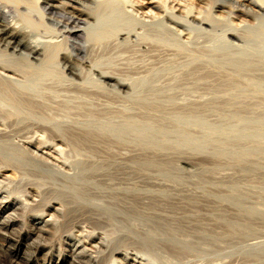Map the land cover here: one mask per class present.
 Returning a JSON list of instances; mask_svg holds the SVG:
<instances>
[{
  "label": "rangeland",
  "instance_id": "1",
  "mask_svg": "<svg viewBox=\"0 0 264 264\" xmlns=\"http://www.w3.org/2000/svg\"><path fill=\"white\" fill-rule=\"evenodd\" d=\"M61 1L64 3L63 0ZM68 1L71 5L67 6L64 3L62 8H57L53 12L44 8L42 0H34L33 3H30L32 0L29 2L22 0L15 4L16 6L13 4L11 8H6L10 9L9 17L7 15L5 18L0 14V24L8 22L20 24V27L25 25L24 28L27 27L30 35L34 36L33 40L40 41L42 46L48 45L49 41L55 46L61 43L57 47L58 51L52 45L54 49L51 52L50 45L48 47L46 45L47 48L43 47L48 53H53L51 55L49 53V60H45L48 57V55L45 57L46 50L43 51L44 55L42 53L40 56H30L24 49L14 50L9 47L0 35V86L2 85L0 87V103L2 104H0V117L2 113L3 116L5 114V118L0 119V152L3 157L7 156L8 160L11 157L20 160H16V164L11 163V165L9 163L12 161L15 163V160L7 162L5 158L3 160V157H0V169L11 167L10 169L14 170L15 176L18 177H15V180L12 179L14 181L5 179L4 185L7 186L9 182L11 188L19 186L18 191L14 189V193H30V195L40 190L48 196V193H58L59 189L63 188L67 193L70 191L72 193L77 191V189L73 190L74 188H78L79 193L85 192L84 196L91 200L93 194L89 193H96V196L93 195L92 198L102 199L101 201L95 199L96 202L104 206L106 202L102 201L106 199L105 201L108 202L105 206L114 208L111 210L119 216L116 219L121 217L119 223L123 225L118 226L119 223H114L112 230L114 228L118 230V232L114 230L115 232L126 233L129 227L138 230L141 224V227H147H145L147 230L139 229V232H142L141 235L152 233V237L156 236L153 237L155 241L158 237L159 240L162 237L166 238V235L169 241L174 239L173 245L180 249H176L178 251L182 249L183 255L180 256L178 251L172 252L173 248L171 251L169 247L166 249V246L162 252L164 254L169 250L175 254L177 260H171L173 255V257L170 255L167 257L169 253L164 254L172 264L174 262L177 264L180 259V262L183 259L184 261L178 262L179 264H264V0H103L105 5L101 7L107 9L105 11L102 8L104 13L113 12L114 15L113 13L111 15L114 18L120 17L118 21L107 13L105 16L101 9L98 12L102 13L99 17L96 14L97 11L94 12L95 8L89 9L95 6L93 4L92 6L74 0H65V2ZM75 4L79 8L75 7ZM14 7L20 11H14ZM81 8L85 11L88 9L93 11L92 13L97 16L92 14V17L97 23L93 18L84 22L82 24L83 32H86L83 33L84 36L82 34V37L73 38L69 36L68 27L74 19L72 16L76 15V11ZM112 9H115L117 14ZM23 14L31 16L26 17ZM69 15L70 18L67 17ZM108 17L110 18L108 21L113 22V24L110 22L111 26L108 25L109 22L105 24ZM5 19L7 22H4ZM126 19L131 22L130 27L126 26L127 28L125 27V23L128 25ZM30 20L31 23L34 22L32 29L28 27L31 23H26ZM116 22H120V26L123 28L122 25H124V28L118 26L121 30L111 33L110 30ZM94 29L98 35H101L100 37L97 33L95 34ZM88 31L92 33V36ZM108 33L112 35L107 36L108 38L102 37H106L102 34L108 35ZM86 34L92 39L85 38ZM54 54L58 55L57 59ZM52 58L53 62L50 60ZM66 58L71 61L72 66L74 64L73 68L77 69L74 68V71L82 75L79 80L69 72ZM51 64L57 65L52 67L55 68L52 73ZM44 67H46L45 71ZM107 78L114 81L111 82ZM115 80L127 86L121 88ZM14 88L15 92H13ZM16 94L18 99H21V102H18L23 103L22 105L16 103L15 100H18ZM58 115L61 117L63 115L65 119L59 118ZM83 115L87 117L84 118ZM9 116H12V119ZM18 117L21 118L20 123ZM43 117H49L50 122L42 120ZM52 118L55 120H51ZM13 121L15 122L12 124ZM58 126L63 127V131ZM1 133L6 135L2 136ZM36 152L45 158L38 155L33 157ZM40 163L43 165H39ZM0 178V181H3L1 176ZM45 180L47 184L50 181L53 183L47 186ZM16 181L20 184L17 185ZM1 183L0 186L3 185ZM3 186L2 188H5ZM48 187H51L50 189L54 187L53 190L57 191L53 192ZM108 193H112V198ZM114 193H140L139 197L140 195L141 197H138L135 204L133 200L136 202L137 198L132 196V200L130 196L127 200L123 198L126 200L124 201L119 196L118 199L123 201L119 203V200L115 199L117 195L113 197ZM89 199L87 201H90ZM128 200L134 204L127 202ZM109 201L112 204L115 202L116 204H113L115 206L111 207ZM117 203L120 208H117ZM127 203L130 205L125 208L128 206ZM35 206L29 209L31 215L40 211V208ZM131 206L134 214L128 210ZM135 208H139L140 212H137V209V213H144L145 219L149 217L151 219L144 221L143 213L140 217V214L135 212ZM125 209L132 216L125 214L127 213ZM146 212L149 214L148 217L145 216ZM151 214L157 217L158 222L160 215L163 218L165 216V220L161 219L165 222L162 224L159 222L161 226L156 227L157 221ZM4 215H7V212ZM31 215H29L30 218L25 219L24 227L27 229L33 228ZM85 217L79 218L78 222H81H77V225L85 227L86 230H92V224L86 222ZM131 217L133 221H129ZM109 218L107 223H112V215ZM122 218H127L125 220L128 224L125 220L123 222ZM134 219L136 224L138 223V226L135 225L137 227L133 226ZM141 220L145 224L153 223L155 228L145 225L143 221L144 225L142 222L139 223ZM167 222L172 227L177 226L178 229L183 225L181 226L183 230L187 228V231L190 230L188 232L192 234L195 232L199 237L195 233L194 235L186 231L183 233L182 229L179 231L174 228L170 233L167 232L168 230L165 232L171 234L173 231V234L178 233L179 236L168 235L164 231L166 235H161V230V234L158 235V229L172 228ZM194 222L195 224H192ZM107 223H104L105 229L98 226L99 228L94 227L93 231L103 233L109 230L110 233L111 225ZM164 223L167 226H164L165 229ZM195 225L200 226V229H197L200 232L203 230L202 234L204 230L206 231L205 239H203L204 234L202 237L201 233L194 230ZM73 226L62 227V232L60 230L58 234L60 239L58 236L54 237L55 240L51 236L44 235L43 240H39L45 243L48 241L47 246L54 243L51 245L53 253L51 257L43 255L46 251L49 252L50 248L38 250L34 237L27 240L19 235L16 231L18 229L14 232L10 229L11 232L6 230L10 232L9 235L4 232L5 230L2 232L0 229V243L5 242V245L0 244V264H62L58 254L61 245L66 249L69 248L68 250L71 249L72 242L68 243L66 234L78 229ZM107 226L108 230H106ZM122 226L126 229L124 232L120 230L123 229ZM202 226L207 229L201 230ZM67 229L70 230L67 231ZM185 232L186 235L189 234L188 237L184 235ZM208 233L213 235L209 236ZM193 236L198 237V240ZM182 237L187 239L183 240ZM200 237L206 246L202 244L203 240ZM218 237L220 238L218 242L221 244L216 242ZM48 238L53 240L50 239V244ZM176 239L184 245L176 243L178 241ZM159 240L156 242L162 245L160 249H157L159 245L152 244V249L155 246L157 248L153 250L149 248V252L153 251L152 253L156 254L157 252L154 251L158 253L162 251L164 241ZM193 241L197 243V247H194ZM33 242L36 246L32 244ZM132 244H126L128 247L124 245L125 248L122 247L121 252L128 251L134 254L139 252L138 255L146 256V249L144 250L142 244ZM201 244L206 248L205 252L204 248L199 250L198 247L202 246ZM12 245L15 247L13 248ZM180 245H183L182 247L187 245L184 247L187 250L193 247L195 252L191 249L188 253L187 250L184 251V248L179 247ZM139 246L140 248L143 246L142 251ZM89 247L88 253L96 250ZM207 249H212V252ZM175 252L182 258H178ZM185 253L189 259L184 255ZM159 254H156L157 260L155 256L151 258L159 261ZM108 261L109 264L112 263L109 258ZM108 261L105 259L104 262L108 264ZM63 264H71V262L69 260Z\"/></svg>",
  "mask_w": 264,
  "mask_h": 264
},
{
  "label": "bare ground",
  "instance_id": "2",
  "mask_svg": "<svg viewBox=\"0 0 264 264\" xmlns=\"http://www.w3.org/2000/svg\"><path fill=\"white\" fill-rule=\"evenodd\" d=\"M26 2H27V0H25ZM33 1L34 0H32V2H30V3H33ZM38 1V0H37ZM43 2V4H44V8H47V9H49V10H56L57 8L59 9V8H62V4H66L67 6H69L68 4H70L69 2L70 1H68V2H65V0H63V2L64 3H62V1L61 0H42ZM72 1V0H71ZM74 1H77V2H80L81 4H85V3H87V4H93V5H95L94 7H90V5H89V9H94V12H95V10L97 11V13L96 14H98V16L99 15H101L102 13H98L99 12V10L101 9V12H105L106 10L103 8L104 7V5L105 4H103V3H105V2H103V0H98V1H96V0H74ZM100 1V2H99ZM107 1V0H106ZM146 1V0H145ZM20 2H22V0H0V14L1 15H4L5 16V18H6V16L8 15V12H9V10L8 9H6V8H11L12 7V5L14 4V6H16L15 4H18V3H20ZM23 2H24V0H23ZM25 2V3H26ZM28 2H29V0H28ZM114 2H117V1H114ZM113 2V3H114ZM156 2V1H155ZM262 2V1H261ZM34 3H36V2H34ZM72 3V2H71ZM148 3V2H147ZM103 4V5H102ZM110 4H112V2L110 3ZM110 4H109V6H110ZM21 5V4H20ZM71 5V4H70ZM78 5V4H77ZM92 5V6H93ZM106 5H108V4H106ZM262 5V4H261ZM30 6V5H29ZM41 6V5H40ZM73 6V5H72ZM101 6H103V7H101ZM263 6H264V1H263ZM17 7H19V6H17ZM42 7V6H41ZM75 7H78V6H76V4H75ZM105 7H107V6H105ZM252 7V6H251ZM262 7V6H261ZM79 8V7H78ZM105 10H103V9ZM116 8V11H117V7H115ZM120 8V7H119ZM263 8V7H262ZM14 11H20V10H18L16 7H14ZM17 9V10H16ZM46 9V10H47ZM74 9V8H73ZM86 10H87V8H85ZM89 9L87 10V11H85L84 10V8H81V9H79V10H77L76 11V15H74V16H72V18H74L71 22H70V24H69V29H68V33H69V36H72L73 38L74 37H80L84 32H83V28H82V24L84 23V22H88V21H90V19L91 18H93L92 17V12L93 11H89ZM32 10V9H31ZM44 10V9H43ZM45 10V11H46ZM48 10V11H49ZM65 10V9H64ZM68 10V9H67ZM103 10V11H102ZM108 10H111V9H109L108 8ZM115 11V9H112V11ZM36 11V10H35ZM51 11V12H52ZM53 11V12H54ZM89 11V12H88ZM115 11V13L117 14V12ZM17 12V13H18ZM34 12V11H33ZM74 12V11H73ZM13 13V12H12ZM107 13V15L109 14L108 12H106ZM106 13H104V15L106 14ZM113 13V12H112ZM111 13V14H112ZM14 14H15V12H14ZM29 14H31L30 12H29ZM75 14V13H74ZM111 14H109V16L111 17L112 15ZM0 15V16H1ZM24 15V14H23ZM71 15V14H70ZM70 15L69 16H67V17H69L70 18ZM94 16H97V15H95V14H93ZM113 15H114V13H113ZM119 15H120V13H119ZM16 16V15H15ZM18 16H20L19 15V13H18ZM24 16H31V15H24ZM106 16V15H105ZM121 16V15H120ZM8 17H9V15H8ZM12 17V16H11ZM100 17V16H99ZM99 17H96V18H98V19H100ZM20 18V17H19ZM106 18V17H105ZM111 18H114L113 16L111 17ZM117 17L115 16V18L114 19H116ZM118 18H120V17H118ZM118 18H117V21H118ZM121 18H122V16H121ZM126 18V17H125ZM16 19V18H15ZM28 19V18H27ZM29 19H32L31 17H29ZM94 19V18H93ZM92 19V20H93ZM103 19V18H102ZM110 18L108 17V19H107V22H105V24L106 23H108ZM124 19V18H123ZM205 19V18H204ZM6 20V19H5ZM18 20V19H17ZM16 20V21H17ZM66 20H68V19H66ZM106 20V19H105ZM127 20V19H126ZM28 21V20H27ZM26 21V23L28 24V23H31V20L29 21V22H27ZM104 21V20H103ZM112 21V20H111ZM110 21V22H111ZM124 21V20H123ZM122 21V22H123ZM203 21V20H202ZM206 21V20H205ZM4 22H7V20L6 21H4ZM10 22V21H9ZM12 22V21H11ZM59 22V21H58ZM69 22V21H68ZM93 22V21H92ZM94 22H96L95 21V19H94ZM100 22V21H99ZM109 22V24L108 25H110L111 23L113 24V22H111L110 23ZM126 22V21H125ZM97 23V22H96ZM103 23V22H102ZM117 23V22H116ZM114 23V25H113V27H112V29L110 30L111 31V33L112 32H116L119 28H118V26L119 27H121L120 26V22L119 23ZM127 23H128V25H126V23H125V27L127 26V27H130V24H131V22H129L128 20H127ZM130 23V24H129ZM66 24V23H65ZM87 24H89V23H87ZM29 25H31V26H28V27H30L31 29H32V26H34V22L32 21V23L31 24H29ZM92 25V24H91ZM96 24H94V27H96L95 26ZM102 24H100V26H101ZM22 26V25H21ZM35 26H36V24H35ZM65 26H67V25H65ZM85 26V25H84ZM87 26H89V25H87ZM111 26V25H110ZM123 26V28H124V25H122ZM24 27H25V25H24ZM24 27H20V24L19 25H17V24H13V23H4V24H0V35L2 36V40H5V42H7V45L9 46V47H11L12 49H14V50H19V49H24L25 51H28V53L30 54V56L31 55H33V56H40L42 53H43V51H45L46 49H44L45 47H46V45L44 46H42L39 42L40 41H36V40H33V37L30 35V33L27 31V27L26 28H24ZM103 27V26H102ZM101 27V28H102ZM106 27H108L107 25H106ZM126 27V28H127ZM61 28V27H60ZM108 28H110V27H108ZM107 28V29H108ZM122 28V27H121ZM121 28L119 29V30H121ZM122 28V29H123ZM89 29H91V27L89 28ZM63 30H64V28H63ZM92 30H93V27H92ZM101 30V29H100ZM106 30V29H105ZM87 31V30H86ZM96 31V29H94V32ZM30 32H32L31 30H30ZM89 33H90V31H88ZM88 32H87V34H88ZM93 32V33H94ZM109 32V31H108ZM119 32V31H118ZM34 33V32H33ZM62 33V32H61ZM86 33V32H85ZM84 33V34H85ZM97 32H95V34H96ZM99 33H100V31H99ZM101 33H103V32H101ZM110 33V32H109ZM108 33V35L107 34H102V35H106V37L105 36H102V37H104V38H108L107 36H109V35H112V34H109ZM120 33V32H119ZM63 34V33H62ZM84 34H83V36H84ZM86 34V36H85V38L87 37V36H89V35H91L92 33H90L89 35H87ZM115 33H113V35H114ZM117 34V33H116ZM67 35V34H66ZM97 35H98V33H97ZM92 36V35H91ZM90 36V37H91ZM101 35L99 34L98 35V37H100ZM66 37V36H65ZM82 37V36H81ZM90 37H87V38H90ZM97 37V38H98ZM67 39V38H66ZM77 39V38H76ZM92 39V37L90 38V40ZM101 39V38H100ZM37 40H38V38H37ZM40 40V39H39ZM86 40H88V39H86ZM98 40V39H97ZM124 40V39H123ZM127 40V39H126ZM173 40H175L174 38H173ZM177 40V39H176ZM175 40V41H176ZM45 42H47V40H44ZM55 41V40H54ZM53 41V42H54ZM64 41H67V40H64ZM79 41V40H78ZM174 41V42H175ZM41 42L43 43V41H42V39H41ZM49 42H51V41H49ZM48 42V45H50V47L52 48V46L55 48V49H57V47H58V45L60 46V44H58L57 45V43L56 42H54V43H56V45L57 46H55V45H53V44H50ZM85 43H87V42H85ZM83 44V43H82ZM48 45H47V47H48ZM52 45V46H51ZM79 45H80V43H79ZM5 46V45H4ZM8 46H6V47H8ZM82 46V45H81ZM86 45L84 44V47H85ZM44 47V48H43ZM46 47V48H47ZM49 47V48H50ZM84 47H83V50H84ZM54 48H52V49H50V52H51V50H53ZM78 48V47H77ZM13 50V51H14ZM24 50H22V51H24ZM57 51H58V49H57ZM49 52V53H50ZM76 52H77V50H76ZM22 53V52H21ZM25 53V52H24ZM46 53L47 54H45V53H43V55L45 54V57L49 54L48 52H47V50H46ZM54 53H57L58 54V52H55L54 51ZM28 54V55H29ZM51 54H53V53H50V55ZM55 55V57H56V59H57V57H58V55ZM25 55V54H24ZM50 55H48V57H46V59H45V57L43 58V59H45V60H49V56ZM54 55H53V57H54ZM73 55V54H72ZM75 55V54H74ZM26 56H27V54H26ZM52 57V56H51ZM50 57V58H51ZM54 57V58H55ZM68 57V56H67ZM26 58H29V57H26ZM42 58V57H41ZM65 58V57H64ZM39 59V58H38ZM67 59V58H66ZM71 59V58H70ZM28 60V59H27ZM45 60H44V62H45ZM50 60H52V62H53V58L52 59H50ZM72 60V59H71ZM9 61V60H8ZM58 61L56 60V64H58L57 63ZM64 62H65V60H64ZM67 63L66 64H68L69 65V67H68V70H69V72L72 74V76H74V77H77L78 78V80L80 79V77H82V75L80 76V74H78L77 72H76V70L74 71V68H73V66H74V64H73V66L71 65V61L69 60V59H67V61H66ZM72 63H73V61H72ZM55 64V65H56ZM24 65V64H23ZM55 65L53 66L52 64L50 65L51 67L50 68H52V67H55ZM77 65V64H76ZM57 66V65H56ZM78 66V65H77ZM45 68L46 67H44V71H45ZM66 68V67H65ZM78 68V67H77ZM50 71H51V73H52V71L54 72L55 71V68H52V69H50ZM64 71V70H63ZM66 71V70H65ZM82 71V70H81ZM61 72V71H60ZM68 72V73H69ZM69 73V74H70ZM71 74H70V76H71ZM86 76V75H85ZM110 76V75H109ZM68 77V76H67ZM85 78V77H84ZM112 78V77H111ZM111 78H107L108 80H110L111 82H113L114 81V79H111ZM75 79V78H74ZM83 79V78H82ZM88 79H90V77L88 78ZM101 80V79H100ZM12 81V80H11ZM116 81V80H115ZM4 82V81H3ZM116 83L118 84V85H120L121 86V88L122 87H124L125 88V86H127V85H125V84H123V82H121L120 83V81H119V83L116 81ZM1 84V83H0ZM114 85V84H113ZM2 86V85H1ZM0 86V87H1ZM116 86V85H115ZM11 88V87H10ZM132 88V87H131ZM1 89V88H0ZM128 89V88H127ZM1 91H3V90H1ZM13 91V90H12ZM17 91V90H16ZM13 92H15V88H14V91ZM17 92H19V91H17ZM5 93H6V91H5ZM12 93V92H11ZM12 94H14V93H12ZM12 94H10V95H12ZM18 94V93H17ZM17 94H16V99H18V96H17ZM15 95V94H14ZM3 96H5V95H3ZM15 98H14V100H15ZM22 98V97H21ZM25 98V97H24ZM9 100H10V98H9ZM21 99H18V100H15L16 101V103H18V104H23V103H19V102H21L20 101ZM1 101V100H0ZM3 101V100H2ZM19 101V102H18ZM29 101V100H28ZM1 104V103H0ZM25 104V103H24ZM2 105V104H1ZM8 105V104H7ZM30 105H32L33 106V104H30ZM1 107V106H0ZM4 107V106H3ZM12 108V107H11ZM1 109V108H0ZM8 110V109H7ZM2 111V110H1ZM38 112V111H37ZM1 113V112H0ZM45 113V112H44ZM3 114V113H2ZM1 114V116L2 117H0V119L1 118H5V114H4V116ZM13 114V113H12ZM8 115H9V112H8ZM24 115V114H23ZM23 115H22V117H23ZM28 115V114H27ZM59 116V115H58ZM84 116V115H83ZM86 116V115H85ZM85 116H84V118H85ZM90 116V115H89ZM8 117V116H7ZM10 117V119H12L11 117L12 116H9ZM51 117H56V116H52L51 115ZM61 116H59V118H60ZM70 117V116H69ZM87 117V116H86ZM17 118V117H16ZM44 118V117H43ZM46 118V119H45ZM44 119H42V120H48V118L47 117H45ZM58 118V117H57ZM61 118H64V116L62 115V117ZM72 118V117H71ZM80 118H82V117H80ZM7 119H9V118H7ZM19 119V120H18ZM18 122L21 120V118H19L18 117ZM26 119V118H25ZM40 119H41V117H40ZM65 119V118H64ZM66 119H68V118H66ZM73 119V118H72ZM14 120V119H13ZM16 120V119H15ZM23 120V119H22ZM51 120H55V119H51ZM85 120V119H84ZM103 120V119H102ZM68 121V120H67ZM83 121V120H82ZM100 121V120H99ZM113 121V120H112ZM15 121H13L12 122V124L14 123ZM24 122V121H23ZM46 122H50V120H48V121H46ZM3 123V122H2ZM20 123V122H19ZM56 124V123H55ZM3 125H4V123H3ZM23 125V124H22ZM42 125V124H41ZM44 125V128H46L45 126V124H43ZM54 125V124H53ZM86 125V124H85ZM116 125V124H115ZM61 126V125H60ZM62 126H64V125H62ZM1 127V126H0ZM12 127V126H11ZM31 127V126H30ZM59 127V126H58ZM9 128V127H8ZM59 128H62V131H63V127H59ZM66 129H67V126L65 127ZM70 128V127H69ZM91 128V127H90ZM1 129V128H0ZM21 129V128H20ZM52 130H53V128H51ZM4 130V129H3ZM49 130V129H48ZM7 131V130H6ZM44 131H46V130H44ZM59 131V130H58ZM128 131V130H127ZM19 132H20V130H19ZM41 132V131H40ZM59 132H61V131H59ZM72 132V131H71ZM86 132V131H85ZM95 132V131H94ZM30 133V132H29ZM46 133H48V132H46ZM51 133V132H50ZM54 133V132H53ZM4 134V133H3ZM2 133H1V135L2 136H5V135H3ZM11 134V133H10ZM13 134V133H12ZM92 134H94V133H92ZM9 135V134H8ZM31 135V134H30ZM51 135H53V134H51ZM86 135V134H85ZM123 135V134H122ZM84 136V135H83ZM96 135H94V137H95ZM11 137V136H10ZM41 137H43L42 135H41ZM49 137H51V136H49ZM77 137V136H76ZM90 137V136H89ZM86 138V137H85ZM11 139V138H10ZM16 139V138H15ZM18 139V138H17ZM49 139V138H48ZM71 139V138H70ZM80 139V138H79ZM78 139V140H79ZM84 139V138H83ZM91 139H93V138H91ZM8 140V139H7ZM30 140V139H29ZM81 140V139H80ZM79 140V141H80ZM85 141V140H84ZM87 141H88V139H87ZM91 141V140H90ZM6 141L4 140V143H5ZM14 143V142H13ZM12 143V144H13ZM31 143V142H30ZM29 143V144H30ZM80 143V142H79ZM84 143V142H83ZM11 144V143H10ZM9 144V145H10ZM75 144V143H74ZM8 145V146H9ZM15 145V144H14ZM26 145V144H25ZM37 145V144H36ZM45 145V144H44ZM52 145V144H51ZM76 145V144H75ZM151 145V144H150ZM16 146V145H15ZM153 146V145H152ZM1 147V146H0ZM151 147V146H150ZM4 148V147H3ZM8 148H10V147H8ZM8 148H6V149H8ZM40 148V147H39ZM155 148V147H154ZM5 149V150H6ZM10 149H14L13 147L12 148H10ZM19 149H21L22 150V148H19ZM29 149H31V148H29ZM37 149V148H36ZM1 150V149H0ZM5 150H3V151H5ZM38 151H39V149H37ZM36 150V151H37ZM91 150V149H90ZM159 150V149H158ZM7 151V150H6ZM23 151H24V149H23ZM22 151V152H23ZM37 151V152H38ZM58 151V150H57ZM93 151V150H92ZM29 152H31V151H29ZM33 152V151H32ZM35 152V151H34ZM36 152V155L35 154H33V155H31V156H33V157H37V155H38V153H40V152H38L37 153ZM95 152V151H94ZM9 153H11V152H9ZM18 153V152H17ZM20 153V152H19ZM18 153V154H19ZM25 153V152H24ZM30 154V153H29ZM32 154V153H31ZM94 154V153H93ZM12 155V154H11ZM21 155H22V153H21ZM43 155V154H42ZM143 155V154H142ZM146 155H148V154H146ZM156 155V154H155ZM12 156H14V155H12ZM38 156H41L40 154L38 155ZM100 156V155H99ZM0 157L2 158L3 157V155H2V152H0ZM11 157V156H10ZM26 157V156H25ZM28 157V156H27ZM26 157V158H27ZM33 157H30V158H33ZM42 157V156H41ZM40 157V158H41ZM105 157V156H104ZM4 158H5V160L8 162V161H10V160H15L14 158H9V160H8V157L7 156H4L2 159L4 160ZM24 158V157H23ZM40 158H39V161H40ZM42 158H45V157H42ZM41 158V159H42ZM98 158V157H97ZM137 158V157H136ZM155 158V157H154ZM38 159V158H37ZM115 159V158H114ZM16 160H19V159H16ZM16 160H15V163H14V161H12V162H10L9 164H16ZM32 160V159H31ZM81 160V159H80ZM138 160V159H137ZM148 160V159H147ZM146 160V161H147ZM2 161V160H1ZM20 161V160H19ZM19 161H17L18 163H19ZM23 161H25V160H23ZM47 161V160H46ZM109 161V160H108ZM134 161V160H133ZM152 161V160H151ZM22 162V161H21ZM20 162V163H21ZM34 162H35V160H34ZM41 162V161H40ZM56 162V161H55ZM26 163V162H25ZM37 163V162H36ZM42 163H43V161H42ZM44 163H45V161H44ZM138 163V162H137ZM150 163V162H149ZM152 163V162H151ZM11 164V165H12ZM22 165H23V163H21ZM20 164V165H21ZM28 164H31V163H28ZM47 164V163H46ZM46 164H44V165H46ZM49 164V163H48ZM3 165H4V163H3ZM39 165H41V163L39 164ZM43 165V164H42ZM41 165V166H42ZM50 165V164H49ZM55 165V164H54ZM63 165V164H62ZM154 165V164H153ZM159 165V164H158ZM148 166V165H147ZM23 167V166H22ZM25 167V166H24ZM64 167V166H63ZM11 168V167H10ZM10 168H4L3 169V167H2V169H0V176L2 177V179H3V181H2V183H3V185H4V182L6 181L5 179H14L15 180V174H14V170L12 171ZM55 168V167H54ZM54 168H53V170H54ZM60 168V167H59ZM100 168V167H99ZM102 168V167H101ZM15 169V168H14ZM29 169V168H28ZM16 170V169H15ZM56 170V169H55ZM19 171V170H18ZM35 171V170H34ZM33 171V172H34ZM39 172L41 173V170H39ZM47 172V171H46ZM45 172V173H46ZM94 172V171H93ZM44 173V172H43ZM49 173V172H48ZM101 173V172H100ZM17 174V173H16ZM37 174V173H36ZM45 175H47V174H45ZM112 175V174H111ZM17 176H18V174H17ZM42 176H43V174H42ZM41 177V176H40ZM39 177V178H40ZM52 177V176H51ZM59 177V176H58ZM75 177V176H74ZM16 178H18V177H16ZM57 178V177H56ZM1 179V178H0ZM41 179V178H40ZM44 179V178H43ZM106 179V178H105ZM5 180V181H4ZM14 180H12V181H14ZM19 180V179H18ZM17 180V181H18ZM54 180V179H53ZM1 181H0V183H1ZM17 181L15 182L17 185H18V183H17ZM19 181H21L22 182V180H19ZM38 181H40V180H38ZM43 181V180H42ZM66 181V180H65ZM109 181V180H108ZM44 182V181H43ZM42 182V183H43ZM56 182H59V181H56ZM55 182V183H56ZM83 182V181H82ZM98 182V181H97ZM1 183V184H2ZM9 183V182H8ZM8 183H7V186H5V188H2V186H0V229L2 230V232L4 231L5 233L7 232L8 233V231H6V230H11V231H15L16 229H18V230H16V231H18L19 232V235L20 236H23V237H25L27 240H29L30 238H32V237H34V241L35 242H37L36 244H37V246L35 245V243L33 242L32 244H34L36 247H38V250H40V249H42V250H45V249H47V247L48 248H50V250L48 249V251L49 252H47L46 251V254L44 253L43 255L45 256H53V253H52V251H51V249H52V247H51V245H53L54 243H52V244H50V239L48 238V240H49V244H50V246H47L46 245V243L48 242H44V241H42L43 240V238H44V235H48V236H51V237H53L52 239H55L54 237H57L58 236V234H59V232H60V230L62 229V227H64L65 226V228L67 227V228H69L71 225H74L73 227L75 228H78V229H76V230H72L71 232H69L68 234H66V240H68V243L71 241L72 243H71V245H72V247H71V249L70 250H68V249H66L64 246L62 247V245H61V248H60V252H59V254H58V256H59V261L62 263H64V262H68L69 260H70V262H71V264H86V263H88V264H106L104 261H105V259H107V261H108V258L111 260V264H172V262H170V259L168 258V259H166L167 257H170V256H174L175 254L173 253L172 254V252L173 251H178V250H176V249H179V248H175V246L173 245V240L172 241H169L170 239L169 238H167V235L166 234H168V233H166L165 231L166 230H168L167 232H169L170 233V231H171V229L173 230V228L174 229H178V227L177 226H175L176 224H172L173 226H175V227H172L171 226V224L169 225L168 224V222H167V224H168V226H171L172 228H169L168 227V229H165V227L164 226H166V224L164 225L163 224V227H164V229L165 230H163V229H158V235H159V233H160V230H161V235H166V238L168 239V241L166 240V238H165V240H164V238L162 237L161 238V240L163 239V241H164V243H163V249H162V251L161 252H159V253H161L162 254V252L164 251V248H165V246L167 247L166 249H168V247L170 248V251H171V249H172V252H170L169 250H167L168 252L166 253V252H164V254L166 253V254H168L167 255V257H166V255H164V254H162V255H164V257H162V255H160L159 253H158V251H154V252H157L156 254H159V256H160V259L158 258V260L159 261H156L157 259H156V254H153L152 252H149L148 250H149V248H151V247H153L152 246V244H154V245H156L157 244V242H158V240H159V237H158V240H156L155 241V239L153 238V237H156L155 235L152 237V233L151 234H149V235H147V233H146V235H145V233L143 234V235H141L142 234V232L140 231L139 232V229L141 228H144V230L147 228L146 226V228L143 226V227H141L140 225L141 224H139V226H138V223L136 224V222H135V219H134V224H133V226H135V225H137L138 227H140V228H138V230H136L137 228H134V227H129V229H125V227L123 228V226L121 227V228H123V229H120L121 230V232H122V230H123V232H124V230H126L125 232L126 233H121L122 234V237L120 236L121 234H119V233H117L118 232V230H117V232H115L116 230H115V228L112 230V227H113V224L114 223H119L120 221H121V217H120V219H116V217H119V216H117L118 214L113 210H111V209H114L112 206H115V205H113V204H116L115 202L112 204V203H110V201H109V203L111 204V209H110V207H108V206H105L106 204H107V202L108 201H105V200H103L102 202H106V204L104 205V206H102L99 202H96L95 201V199H96V197H95V199L94 198H92V196L93 195H95L96 196V193H89V194H93L92 196L91 195H88L87 193H86V195H88V196H91V200L90 201H87L88 199H87V197L86 196H84V194H85V192L84 193H79L78 192V188H74L73 190H75V189H77V191H73V192H76V193H71V191L70 192H68L67 193V191L66 190H63V189H59V191H58V193L56 192V193H48V196L46 195L47 193H41L40 192V190H39V192L37 191V193L35 192V193H32L31 195H30V193H14V189H15V191H18V188H19V186H18V188H16V186L13 184V186H15V187H13V188H11V183H9L10 185L8 186ZM45 183H46V180H45ZM50 183H53L52 181H50ZM50 183H48V184H50ZM54 183V184H55ZM60 183V182H59ZM85 183V182H84ZM5 184H6V182H5ZM20 184V183H19ZM22 184V183H21ZM34 184V183H33ZM39 184V183H38ZM47 184V183H46ZM48 184H47V186H48ZM23 185V184H22ZM41 185V184H40ZM56 185V184H55ZM3 186V187H4ZM36 187H37V185H35ZM58 186H60L59 184H58ZM62 186V185H61ZM24 186H22V188H23ZM40 187V186H39ZM63 187V186H62ZM51 188V187H50ZM49 187H48V189H50ZM55 188H57L56 186H55ZM80 188V187H79ZM85 188V187H84ZM20 189H21V186H20ZM20 189H19V191H20ZM41 189H42V186H41ZM54 189V187L52 188V189H50L51 191H53V192H55V191H57L58 190V188H57V190H53ZM22 190V189H21ZM24 190V189H23ZM63 190V191H62ZM138 190V189H137ZM42 191V190H41ZM64 191H65V193H64ZM20 192H23V191H20ZM50 192V191H49ZM63 192V193H62ZM78 192V193H77ZM82 192V191H81ZM102 194V193H101ZM100 194V195H101ZM108 194H110L109 196L111 197L112 195V193H108ZM115 195H113V197H116V195H117V197L115 198L116 200L118 199V198H120L119 196H121L122 197V199L124 198H126V200L128 199V197L130 198V196H131V198L130 199H132L133 197L136 199L137 198V200H136V202L133 200V202L136 204L137 203V201H138V197H139V194L140 193H114ZM159 194V193H158ZM104 195V194H103ZM155 195V194H154ZM165 195H166V193H165ZM31 196H32V198H31ZM99 196V195H98ZM105 196L107 197V195L105 194ZM104 196V197H105ZM133 196V197H132ZM34 197V198H33ZM99 197H101V196H99ZM99 197H97V198H99ZM140 197H141V195H140ZM139 197V198H140ZM102 198V197H101ZM109 197H107V199H108ZM112 198V197H111ZM110 198V199H111ZM92 199H94V200H92ZM123 199V200H124ZM96 200H98V199H96ZM102 199H100V200H98V201H101ZM109 200V199H108ZM115 200V201H116ZM119 200V199H118ZM126 200H124V201H126ZM111 201H112V199H111ZM122 200H119L118 202L120 203ZM123 202V201H122ZM121 202V203H122ZM127 202H129V203H131V201H127ZM142 202V201H141ZM108 203V204H109ZM134 203H131V204H134ZM139 203V202H138ZM124 204V203H123ZM128 204V203H127ZM34 205H36L35 207L37 208L38 207V209L40 210L39 212H36V213H34L33 215H31L30 213H29V209H31L32 208V206H34ZM120 205V204H119ZM122 205V204H121ZM126 205V204H125ZM129 205L130 204H128V206L127 207H125V208H128L129 207ZM117 206H118V203H117ZM133 207H135V205H132ZM132 206H131V208H132ZM117 208H120L119 206L117 207ZM131 208H129L128 210H130V213H133L134 212V210H133V208L131 209ZM156 208V207H155ZM136 210H135V212L137 211V209H138V211L137 212H140L139 211V208H135ZM8 210H11V211H8ZM33 210V209H32ZM128 210H124V211H127V213H125V214H129V212H128ZM131 210H133L132 212H131ZM31 211V210H30ZM122 211H123V207H122ZM143 211V210H142ZM156 211V210H155ZM6 212H7V215H4L3 216V214L5 213L6 214ZM136 212V213H137ZM117 215H116V214ZM141 213H143V212H141ZM141 213H137V214H140L139 216L141 217ZM121 214H123V213H121ZM124 214V215H125ZM134 214V213H133ZM157 214V213H156ZM29 215H31V220L33 221L32 222V224H33V228H29V229H27V228H25L24 227V224H26V222H25V219L26 218H30L29 217ZM112 215V218H111V221H112V223L111 222H109V223H107V221L109 220L110 221V216ZM147 215H149V214H147V212H146V214H145V216L146 217H148ZM152 215V214H151ZM160 215V214H159ZM159 215H157V216H159ZM84 216H86L85 217V219H87L86 220V222H88L90 225H91V227L93 226V229H95L94 227H97V228H101V226H102V228H104L105 227V225H104V223L106 222L107 224H109V225H111V226H109L110 228H111V230L112 231H110V233L108 232L109 230V227L108 228H106V230H108L107 232L106 231H104L103 233L102 232H95L96 230H94L93 231V229L92 230H86V228L85 227H81V225L80 226H78L77 225V222H78V220H80L82 217H84ZM121 216H123V215H121ZM129 216H132V214H129ZM128 216V217H129ZM144 216V213H143V215H142V217ZM152 216H154V215H152ZM151 216V217H152ZM124 217V216H123ZM127 217V216H126ZM133 217H136V215L134 216L133 215ZM138 217V216H137ZM155 217V219L154 220H158L157 219V217L156 216H154ZM80 218V219H79ZM107 218H109L108 220H107ZM132 218V217H131ZM163 217H161V215H160V223L162 224L163 222H165V221H162L161 219H162ZM169 218V217H168ZM167 218V219H168ZM125 219H127V218H125ZM124 218H122V221L123 222H125L126 220H125ZM141 219V218H140ZM151 218L149 217V218H147V219H145L144 217H143V220L144 221H147V220H150ZM153 219H152V222L153 223H155L154 221H153ZM164 220L166 219V217L164 216V218H163ZM171 219V218H170ZM179 219V218H178ZM125 220V221H124ZM143 220H141L139 223H141ZM169 220V219H168ZM83 221V220H82ZM129 221H133V218L130 220L129 219ZM143 221V222H144ZM169 221H171V220H169ZM188 221V220H187ZM81 222V221H80ZM80 222H78V223H80ZM85 222V221H84ZM143 222H142V224H143ZM158 222V221H157ZM157 222H156V224L155 225H157L156 227H158V225L159 226H161V224L159 223V224H157ZM183 222V221H182ZM192 222V221H191ZM27 223H28V221H27ZM131 223V222H130ZM152 223V224H153ZM171 223H172V221H171ZM176 223V222H175ZM199 223V222H198ZM197 223V224H198ZM202 223V222H201ZM201 223H199V224H201ZM30 224V223H29ZM106 224V225H107ZM125 224V223H124ZM126 224H128V221H126ZM125 224V225H126ZM144 224H145V222H144ZM143 224V225H144ZM147 224L148 225H150V226H153L152 224H150V222L148 223L147 222ZM147 224H145V225H147ZM177 224H179V223H177ZM192 224H195V222L194 223H192ZM192 224H191V226H192ZM218 224V223H217ZM221 224V223H220ZM83 225V224H82ZM116 225V224H115ZM119 225H123L122 223L120 224H118V226ZM124 225V226H125ZM130 225H132V224H130ZM130 225H128V226H130ZM147 225V226H148ZM180 225V224H179ZM221 225H223V224H221ZM27 226H29L28 224H27ZM85 226V225H84ZM99 226V227H98ZM104 226V227H103ZM137 226H135V227H137ZM181 226H183V225H181ZM181 226H180V229H182L181 228ZM196 226V225H195ZM115 227V226H114ZM116 227H117V225H116ZM154 228H155V226H153ZM167 227V226H166ZM177 227V228H176ZM200 227V226H199ZM199 227H197L196 226V228L194 229L196 232H198V233H201L202 234V232H203V230L202 229H207V227L206 228H204V226H202L201 227V232H200V228ZM222 227V226H221ZM161 228V227H160ZM186 228V227H185ZM192 228V227H191ZM194 228V227H193ZM197 228H199V229H197ZM91 229V228H90ZM105 229V228H104ZM149 229V228H148ZM180 229H178L179 231H181ZM187 229V228H186ZM183 230L182 229V232L184 233V231H186V232H188V231H190L189 229H188V231L187 230ZM198 231H197V230ZM9 230V231H10ZM70 230V229H69ZM68 229H67V231H69ZM115 230V231H114ZM144 230H142V231H144ZM147 230V229H146ZM152 230V229H151ZM154 230H157V229H154ZM194 230H191L192 232L194 231ZM10 231V232H11ZM81 231V232H80ZM114 231V232H113ZM166 233H164V232ZM176 232H177V230H175ZM1 232V231H0ZM9 232V233H10ZM12 232V233H13ZM61 232H62V230H61ZM64 232H66L65 231V229H64ZM149 232V231H148ZM151 232V231H150ZM186 232H185V234L184 235H186ZM208 232V231H207ZM6 233V234H7ZM9 233H8V235H9ZM164 233V234H163ZM182 233V234H183ZM188 233H191V232H188ZM195 233V232H194ZM194 233L192 234V235H194ZM206 233V231L204 230V236L207 234H205ZM212 233V232H211ZM218 233V232H217ZM62 234H64V233H62ZM172 235H175V233L173 234V231H172V233H171ZM171 234H168V235H171ZM197 236H198V234L197 233H195ZM203 234H202V237H203ZM1 235V234H0ZM10 235H12V234H10ZM15 235V234H14ZM14 235H12V236H14ZM18 235V234H17ZM124 235V236H123ZM176 235H178V233H176ZM175 235V236H176ZM200 235V234H199ZM208 235H209V233H208ZM213 235V234H212ZM212 235H209V236H212ZM216 235V234H215ZM4 235H2V238H4L3 237ZM174 236V237H175ZM179 236V235H178ZM183 236V235H182ZM187 237L189 236V234L188 235H186ZM207 236V235H206ZM206 236L203 238V239H205L206 238ZM209 236H208V238H209ZM219 236V235H218ZM221 236V235H220ZM64 237V236H63ZM62 237V238H63ZM161 237V236H160ZM169 237V236H168ZM185 237V236H184ZM194 237V236H193ZM199 237V236H198ZM198 237L196 238V236L194 237L195 239H197L198 240ZM202 237H200V239H202ZM215 237V236H214ZM6 238V237H5ZM58 238H59V236H58ZM178 238V237H177ZM180 238H181V235H180ZM212 238V237H211ZM11 239V238H10ZM40 239H42L41 241H39ZM51 239V240H52ZM60 239V238H59ZM157 239V238H156ZM179 239V238H178ZM178 239H176V240H178ZM182 239H183V237H182ZM184 239H187V238H184ZM183 239V240H184ZM202 239V240H203ZM217 239V241L216 242H218V239H220L219 237L218 238H216ZM222 239V238H221ZM6 240V239H5ZM4 240V241H5ZM56 240V239H55ZM65 240V239H64ZM66 240H65V242H66ZM161 240H159V241H161ZM181 240V239H180ZM182 240V242H187V240L186 241H183ZM188 240H189V238H188ZM190 240H192V239H190ZM197 240H196V242H197ZM212 240V239H211ZM210 240V241H211ZM0 241H1V238H0ZM3 241V240H2ZM20 241V240H19ZM53 241V240H52ZM51 241V242H52ZM58 241V240H57ZM63 241V240H62ZM207 241V240H206ZM215 241V240H214ZM12 242V241H11ZM18 242V241H17ZM32 242V241H31ZM43 242V243H42ZM64 242V243H65ZM130 242V243H129ZM176 242V241H175ZM175 242H174V244H175ZM189 242V241H188ZM191 243H192V241H190ZM194 242V241H193ZM196 242H194L195 243V245H194V247H197L196 245H197V243ZM203 242V243H202ZM201 243L202 244H204V240L202 241ZM209 242V241H208ZM5 242H2V244L3 245H5L4 244ZM62 243V242H61ZM133 243V244H132ZM135 243H139V245H143L144 246V250L146 251L145 253V255L146 256H143V255H138L139 254V252H136V253H138V254H134V253H131V252H128V251H126V252H121L122 251V247H124V245L125 246H127L128 247V245H126V244H132V245H135ZM176 243H180L179 242V240L176 242ZM200 243V242H199ZM198 243V244H199ZM206 243V242H205ZM211 243V242H210ZM209 243V244H210ZM212 243H213V241H212ZM215 243V242H214ZM218 243H220V242H218ZM1 244V243H0ZM1 244V245H2ZM10 244V243H9ZM12 244H14V243H12ZM48 244V243H47ZM63 244V243H62ZM180 244H183V243H180ZM188 244V243H187ZM201 244V245H202ZM217 244V243H216ZM221 244V243H220ZM15 245V244H14ZM14 245H12V247L14 246ZM88 245H90L92 248H96V250L94 249L92 252H90V253H88ZM151 245V246H150ZM159 244H157L156 246H158ZM184 245V244H183ZM183 245H180L179 247H181V248H184L185 246H187V245H185L184 247H182ZM188 245H190V244H188ZM200 245V244H199ZM208 245V244H207ZM8 246H11V245H8ZM46 246V247H45ZM55 246V245H54ZM54 246H53V248H54ZM142 246V247H143ZM150 246V247H149ZM155 246V247H156ZM162 245L160 244L159 245V247L157 248V249H160V247H161ZM176 246H178V245H176ZM191 246V245H190ZM204 246H206L205 244H204ZM203 245L202 246H200V247H198V248H200L199 250H201V248H204V252L206 251V248L204 247ZM212 246H213V244H212ZM7 247V246H6ZM15 247V246H14ZM13 247V248H14ZM59 247H60V245H59ZM91 247H89L90 249H91ZM142 247L140 248V246H139V248H140V250L142 249ZM146 247V248H145ZM155 247L153 248V249H155ZM189 247V246H188ZM1 248H3L2 246H1ZM11 248V247H10ZM97 248H98V250H97ZM125 248V247H124ZM138 248V247H137ZM138 248V249H139ZM187 248V247H186ZM210 248V247H209ZM208 248V249H209ZM78 249H80V250H78ZM152 249V248H151ZM152 249V250H153ZM191 249H193L194 250V252H195V249L192 247V248H190L189 250H191ZM207 249V250H208ZM220 249H221V247H220ZM36 250H37V248H36ZM125 250H127V249H125ZM135 250V249H134ZM180 250V249H179ZM184 251H186L187 249H183ZM189 250H187V252L189 253L190 251ZM197 250V249H196ZM212 249H210V250H208L209 252L211 251ZM90 251V250H89ZM142 251V250H141ZM166 251V250H165ZM181 251H182V249H181ZM181 251H178L179 252V254H181ZM198 251V250H197ZM27 252V251H26ZM54 252H55V250H54ZM186 252V253H187ZM192 252V251H191ZM209 252H206V253H209ZM212 252V251H211ZM36 253V252H35ZM171 253V254H170ZM175 253H177V252H175ZM183 253V252H182ZM184 254V255H186L187 256V254ZM221 253V252H220ZM223 253H224V251H223ZM13 254V253H12ZM114 254H116V256H114ZM141 254V253H140ZM143 254H144V252H143ZM212 254H214V253H212ZM26 255V254H25ZM33 255H35V254H33ZM32 255V256H33ZM107 255H111V257H109L108 256V258H107ZM170 255V256H169ZM177 255H178V253H177ZM176 255V256H177ZM183 254H181L180 256H182ZM189 255V254H188ZM194 255H196V254H194ZM197 255H199V254H197ZM209 255V254H208ZM57 256V257H58ZM147 256H148V258H147ZM153 256H155V259L156 260H153L151 257H153ZM172 256V257H173ZM179 256V255H178ZM178 257V258H182V257ZM190 256H193V255H191L190 254ZM207 256V255H206ZM15 257V256H14ZM40 257V256H39ZM49 257V258H50ZM80 257H82L81 259H80ZM144 257H146V258H144ZM166 257V258H165ZM188 257V258H187ZM186 258L187 259H189V256H187ZM16 258V257H15ZM35 258V257H34ZM38 258V257H37ZM43 258V257H42ZM47 258V257H46ZM46 258H44V260L46 261ZM151 258V259H150ZM176 257L174 256L173 258H171V260H177V259H175ZM183 258H185V257H183ZM210 258V257H209ZM216 258V257H215ZM41 259V258H40ZM39 259V260H40ZM147 259V260H146ZM219 259H220V257H219ZM24 260V259H23ZM43 260V262H45ZM179 260V259H178ZM186 260V259H185ZM180 261H181V259H180ZM180 261H178V262H180ZM183 261H184V259H183ZM183 261L182 262H180V263H183ZM221 261V260H220ZM26 262V261H25ZM42 262V263H43ZM177 262V264H179ZM62 263V264H63ZM108 264H109V261L107 262ZM184 263H186V262H184ZM46 264V263H45ZM174 264H176L175 262H174Z\"/></svg>",
  "mask_w": 264,
  "mask_h": 264
}]
</instances>
